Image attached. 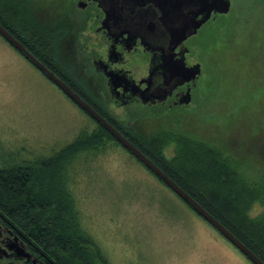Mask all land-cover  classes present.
Listing matches in <instances>:
<instances>
[{
  "label": "rangeland",
  "instance_id": "rangeland-1",
  "mask_svg": "<svg viewBox=\"0 0 264 264\" xmlns=\"http://www.w3.org/2000/svg\"><path fill=\"white\" fill-rule=\"evenodd\" d=\"M251 2L241 0L247 7L239 8L242 18L252 16L247 24L234 11L223 33L207 29L199 36L209 42L207 69L220 99L210 108L225 114L215 125L204 124L201 108L182 129L235 153L239 171L263 191L264 46L261 53L257 46L264 26L262 9H251ZM96 130L94 119L0 36V167L54 156ZM68 181L83 229L111 264H253L113 141L80 154L68 166ZM261 197L250 209L254 219L264 216ZM10 262L23 264L0 258Z\"/></svg>",
  "mask_w": 264,
  "mask_h": 264
},
{
  "label": "flooded vegetation",
  "instance_id": "flooded-vegetation-1",
  "mask_svg": "<svg viewBox=\"0 0 264 264\" xmlns=\"http://www.w3.org/2000/svg\"><path fill=\"white\" fill-rule=\"evenodd\" d=\"M9 2L42 28L41 53L51 71L139 150H145L147 157L158 158L156 148L150 146L154 138L166 143L161 154L168 149L174 152L173 159L182 153V142L197 140L215 148L223 160L229 157L239 171L241 160H237L235 153L182 128L192 122L201 108V115L208 121L204 124L215 125L225 114L220 108H210L211 103L220 99L214 96L216 90L207 69L208 51L204 46L208 40L199 36L207 29L223 33L234 11L239 14L238 22L247 24L246 18L252 16L242 18L239 8L247 6H242L241 0H230L228 13L213 11L196 35L173 50L169 48V36L161 23L162 11L155 0ZM250 5L251 9L257 6L263 10L264 0H252ZM110 13L117 14V20H110ZM234 34L237 36L238 31ZM172 65L186 72L176 76L170 69ZM32 161L22 160L17 166ZM259 171L263 177L264 167L260 166ZM13 240L30 253L0 221V258H14L26 264L25 259L14 257L9 250Z\"/></svg>",
  "mask_w": 264,
  "mask_h": 264
},
{
  "label": "trees",
  "instance_id": "trees-1",
  "mask_svg": "<svg viewBox=\"0 0 264 264\" xmlns=\"http://www.w3.org/2000/svg\"><path fill=\"white\" fill-rule=\"evenodd\" d=\"M0 24L50 67L41 53L42 28L16 11L9 0H0ZM96 123L98 130L79 135L54 156L0 167V221L28 249L36 264H111L83 229L68 181V166L80 154L98 151L106 140L121 145ZM165 144L154 138L150 146L156 148L158 158H149L264 261V216H250L253 203L262 198L264 190L254 188L235 170L229 157L223 160L215 148L203 142L185 140L182 153L171 161L161 154Z\"/></svg>",
  "mask_w": 264,
  "mask_h": 264
},
{
  "label": "water",
  "instance_id": "water-1",
  "mask_svg": "<svg viewBox=\"0 0 264 264\" xmlns=\"http://www.w3.org/2000/svg\"><path fill=\"white\" fill-rule=\"evenodd\" d=\"M156 5L161 8V23L165 28L166 34L169 36V48L174 49L182 41L196 35L202 25L209 19L211 13L219 12L228 13L230 10V0H155ZM262 14V23L264 25V9L260 11ZM202 17L198 19V16ZM261 16V15H260ZM110 20H117L118 15L115 13L108 14ZM0 35L14 48H16L27 60L55 83L71 100H73L80 108L86 111L96 122L104 127L126 150L138 159L145 167L155 174L165 185L175 192L186 204H188L203 220H205L213 229H215L222 237L230 242L238 249L251 263L264 264V261L257 256L250 248H248L241 240L231 233L220 221L211 215L201 204L193 199L186 191H184L173 179H171L161 168H159L149 157L139 150L132 142L117 131L110 123H108L101 115H99L84 99H82L74 90H72L64 81H62L53 71L45 64L37 59L20 41H18L7 29L0 24ZM233 32L226 39H233ZM264 46V37L259 39V53ZM170 63V62H168ZM169 65V64H168ZM174 75H182L185 70H181L177 65L170 68ZM191 71V69H190ZM189 72V70H187ZM9 250L13 251L16 258L26 260V264H36V260L32 258L21 245L14 240L9 246Z\"/></svg>",
  "mask_w": 264,
  "mask_h": 264
},
{
  "label": "clouds",
  "instance_id": "clouds-1",
  "mask_svg": "<svg viewBox=\"0 0 264 264\" xmlns=\"http://www.w3.org/2000/svg\"><path fill=\"white\" fill-rule=\"evenodd\" d=\"M163 155H164V158L166 159V160H169V161H171L173 158H174V152H170L168 149H165L164 151H163Z\"/></svg>",
  "mask_w": 264,
  "mask_h": 264
}]
</instances>
